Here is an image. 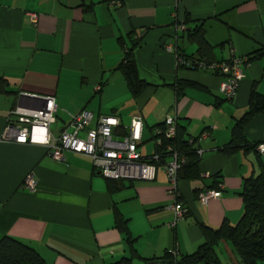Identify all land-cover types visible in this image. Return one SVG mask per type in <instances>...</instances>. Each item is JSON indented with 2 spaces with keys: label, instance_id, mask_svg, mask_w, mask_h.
Wrapping results in <instances>:
<instances>
[{
  "label": "crops",
  "instance_id": "obj_1",
  "mask_svg": "<svg viewBox=\"0 0 264 264\" xmlns=\"http://www.w3.org/2000/svg\"><path fill=\"white\" fill-rule=\"evenodd\" d=\"M177 20L183 31L175 29ZM197 26L203 28L210 60H228L229 44L235 55L251 57L231 101L220 91L221 75L177 67L175 54H199L188 38ZM133 43L138 44L133 54L138 78L148 84L138 96L118 69L122 45ZM263 48L264 0H0L5 84L0 93V239L23 242L47 264H116L129 258L130 264H147L165 252L175 251L177 259L194 253L204 242L203 225L234 226L243 213V183L261 172L264 154L220 149L247 111L251 92L264 96V54L253 58ZM177 81L193 85L176 94ZM27 97L54 99L53 134L83 110L92 114L91 129L99 117H118L115 139L127 133L132 118H142L138 151L143 158L156 152L154 128L173 117L186 138L207 133L194 147L201 151L199 177L178 180L174 196L157 165L152 180H126L121 190L109 193L90 158L64 152L63 161H55L43 145L2 139L11 111L44 105ZM244 133L249 143L264 142V113L254 116ZM30 174L36 183L32 192L21 187ZM220 185L217 199L198 201L201 191ZM176 200L185 217L172 225ZM117 215L127 232L116 226ZM215 251L222 264H240L228 242Z\"/></svg>",
  "mask_w": 264,
  "mask_h": 264
},
{
  "label": "built area",
  "instance_id": "obj_2",
  "mask_svg": "<svg viewBox=\"0 0 264 264\" xmlns=\"http://www.w3.org/2000/svg\"><path fill=\"white\" fill-rule=\"evenodd\" d=\"M88 1V0H87ZM35 21V15L32 16ZM177 30H184L183 25ZM169 51L172 48L168 47ZM229 58L221 62H198L196 60H183L176 55V64L197 67L202 70H209L218 73L223 77L220 84V91L224 98L231 101L238 88L240 80L244 74L242 68L248 63L247 57L235 55L233 47L229 44L227 47ZM46 101L45 106L37 109L16 107L9 114L2 133V139L12 141L18 144H39L48 149L49 156L55 161H63L64 152H72L83 155L91 159L93 167L101 176L107 179H144L152 180L154 178L155 166L148 164L138 151V144L141 140L143 120L140 117L131 119L127 133L121 139L114 138V130L119 127L118 117H99L94 128H89L93 119L92 114L86 110L79 112L71 117L70 122L64 130L53 134L50 129L56 123V105L53 98H43ZM175 118L167 117L164 121L163 129H156V135H163L171 139L176 135ZM68 129L70 132H68ZM81 134L84 136L81 137ZM207 137L203 133L198 142ZM192 143V139H189ZM160 144V140L156 141ZM169 152L166 161L160 166L165 171L172 195L177 193L178 172L186 165L187 158L178 151L168 147ZM256 151L264 154V142L260 143ZM198 156L201 151L197 150ZM150 159L159 162V156L154 155ZM21 187L23 189L34 191L36 183L32 175H28ZM222 186L217 189H207L201 191L197 199L201 204H206L210 200L217 199ZM177 197V196H176ZM171 209L174 213V221L185 217V210L176 200ZM173 255L175 251L171 252Z\"/></svg>",
  "mask_w": 264,
  "mask_h": 264
},
{
  "label": "trees",
  "instance_id": "obj_3",
  "mask_svg": "<svg viewBox=\"0 0 264 264\" xmlns=\"http://www.w3.org/2000/svg\"><path fill=\"white\" fill-rule=\"evenodd\" d=\"M83 3H90L91 0H81ZM118 4V5H117ZM119 6V2H116ZM175 29L179 26L178 20L174 23ZM184 26V25H183ZM188 38L193 40L198 45L199 54L196 57H181L183 60H196L198 62H221L212 61L207 55L208 48L203 35V28L197 26L192 32L188 33ZM138 46L137 43H133L130 48H127L125 44L122 45L124 55L122 62L119 64V70L122 72L125 81L129 87V90L133 96H138L141 91L148 86L138 78L137 67L134 59V49ZM254 57H259L264 54V48L255 51ZM176 58V55H175ZM248 62L251 61V57H247ZM179 67L189 69H199L193 66L178 65ZM201 70V69H199ZM218 74V73H215ZM219 75V74H218ZM4 81L0 79V93L4 92L3 84ZM192 83H185L177 81L173 85V89L176 94L183 90ZM264 113V96L252 91L250 94L248 108L245 114L238 119L233 128L231 129V139L224 145L220 152L224 154H232L235 151L242 149L244 151H256L257 146L260 143H249L246 139L244 130L248 122L256 115ZM165 121V120H164ZM176 123V135L174 138L168 139L163 135H156L154 132V140H160V144H157L155 154L150 157L143 158L147 160L148 164L154 166H160L163 164L169 152L167 148L170 147L187 158V163L178 172V180L180 179H196L199 177L197 165L199 156L197 154V148L195 144L198 143V138H186L184 136L183 129ZM164 122L159 125L156 129H163ZM192 139V143L190 140ZM154 155L159 156V162L150 159ZM106 188L109 193L119 191L124 187L123 179H107ZM243 202V213L239 221L234 225L223 223L218 229H212L202 226L204 233V242L198 247V249L186 256H181L179 259L172 253L165 252L163 256L157 259L147 261V264H222L215 251V246L220 242H228L233 250L235 251L240 264H260L264 263V167L261 172L246 179L243 183L242 190L239 194ZM116 226L122 228L127 232L126 223L120 216L115 218ZM128 244L131 247L132 241L128 237ZM132 249V247H131ZM132 252L133 249H132ZM0 264H47L43 258L31 247L24 244L23 242L16 240L9 236H4L0 239ZM116 264H130L129 259H123Z\"/></svg>",
  "mask_w": 264,
  "mask_h": 264
},
{
  "label": "water",
  "instance_id": "obj_4",
  "mask_svg": "<svg viewBox=\"0 0 264 264\" xmlns=\"http://www.w3.org/2000/svg\"><path fill=\"white\" fill-rule=\"evenodd\" d=\"M27 98H29L31 100H34V101H43V104H44L43 106H45V104H46V101L45 100L40 99L38 97H27ZM154 264H157V263H154ZM160 264H163V263H160Z\"/></svg>",
  "mask_w": 264,
  "mask_h": 264
},
{
  "label": "rangeland",
  "instance_id": "obj_5",
  "mask_svg": "<svg viewBox=\"0 0 264 264\" xmlns=\"http://www.w3.org/2000/svg\"><path fill=\"white\" fill-rule=\"evenodd\" d=\"M55 126V124L54 125H52V129H53V127Z\"/></svg>",
  "mask_w": 264,
  "mask_h": 264
},
{
  "label": "bare ground",
  "instance_id": "obj_6",
  "mask_svg": "<svg viewBox=\"0 0 264 264\" xmlns=\"http://www.w3.org/2000/svg\"><path fill=\"white\" fill-rule=\"evenodd\" d=\"M103 177V176H102Z\"/></svg>",
  "mask_w": 264,
  "mask_h": 264
}]
</instances>
